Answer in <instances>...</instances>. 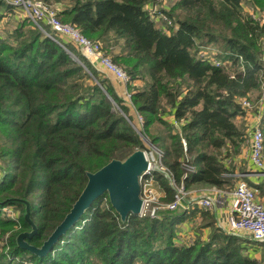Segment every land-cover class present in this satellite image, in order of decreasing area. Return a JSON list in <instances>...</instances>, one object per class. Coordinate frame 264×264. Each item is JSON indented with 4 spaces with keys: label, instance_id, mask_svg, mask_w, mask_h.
I'll list each match as a JSON object with an SVG mask.
<instances>
[{
    "label": "trees",
    "instance_id": "1",
    "mask_svg": "<svg viewBox=\"0 0 264 264\" xmlns=\"http://www.w3.org/2000/svg\"><path fill=\"white\" fill-rule=\"evenodd\" d=\"M58 3L60 20L98 43L128 76L130 102L49 27L55 40L26 17L0 33V264H264V253L254 256L264 243L222 230L213 213L162 209L122 221L107 194L46 255L17 246L31 225L25 204L12 200L29 203L36 232L26 241L39 247L71 209L86 173L146 150L143 136L163 153L160 169L150 172L161 201H172L178 185L187 195L227 191L244 170L236 157L250 134L236 121L250 114L241 100L264 89V0ZM153 6L172 25L155 20ZM11 11L0 0V25ZM260 120L264 146V111ZM196 212L208 237L176 238L177 225Z\"/></svg>",
    "mask_w": 264,
    "mask_h": 264
},
{
    "label": "built area",
    "instance_id": "2",
    "mask_svg": "<svg viewBox=\"0 0 264 264\" xmlns=\"http://www.w3.org/2000/svg\"><path fill=\"white\" fill-rule=\"evenodd\" d=\"M13 8V12L19 10L22 17L29 18V20L46 36L55 40V37L46 31L45 26L49 27L53 34L58 38H61L67 43H72L80 53L100 72L108 73L113 76L116 81L120 82L124 87V98L130 102V93L126 88L128 82V76L116 65L111 59L104 55L100 49L98 43H93L85 36L74 28L72 25L63 23L58 16V5L42 0H6ZM167 0H155V2H162L165 4ZM165 7V6H164ZM152 14H155V20L163 19L167 22V25H172L162 13L158 11L156 6L149 7ZM254 16V12L252 13ZM60 45L65 48L63 44ZM70 54L71 52L68 51ZM71 55V54H70ZM75 58L74 55H72ZM212 63L218 65L217 60L211 59ZM121 85V86H122ZM122 86V88H123ZM244 107L248 108V100H241ZM136 118L140 121V117ZM175 126L180 123L174 121ZM261 120L253 127L250 133L249 139V152L248 159L252 165L261 171L264 170V146H263V133L261 129ZM184 144V143H183ZM146 152V151H145ZM150 155V156H149ZM163 153L158 150L159 164L161 162ZM148 160V166L145 172L139 177L140 185V198L142 200L141 211L138 214L140 217L157 216V212L162 209L175 210V209H188L192 206H196L203 211H209L212 209L213 203L221 200V196L224 195V191L210 188L205 190L200 197L193 199V197L184 203L187 192L182 185H178L175 188L176 191L173 196V200L165 203L157 199V202H153V191L151 185L154 183L150 176V172L157 169L155 166V159L146 152ZM236 183L234 190L226 195L228 198L229 208L226 222L228 224V231L235 233H246L250 237L257 241L264 243V190L260 193L256 188L250 186L245 181L244 173H235ZM149 181V183L146 182ZM170 183L171 180H170ZM162 197V196H161ZM164 197V194H163ZM161 199V198H160ZM217 205V204H215ZM161 206V207H160ZM6 212L11 211L10 208L5 209Z\"/></svg>",
    "mask_w": 264,
    "mask_h": 264
},
{
    "label": "water",
    "instance_id": "3",
    "mask_svg": "<svg viewBox=\"0 0 264 264\" xmlns=\"http://www.w3.org/2000/svg\"><path fill=\"white\" fill-rule=\"evenodd\" d=\"M147 166L146 152L143 149H136L124 159H112L97 171L87 172V182L71 209L39 247L30 245L26 241L36 232V226L30 219L29 203L18 199L12 200L25 204L23 217L31 225L30 231L17 235V246L36 256L46 255L58 239L80 219L92 202L103 194H107L110 205L122 221L129 215H138L142 207L139 177Z\"/></svg>",
    "mask_w": 264,
    "mask_h": 264
},
{
    "label": "rangeland",
    "instance_id": "4",
    "mask_svg": "<svg viewBox=\"0 0 264 264\" xmlns=\"http://www.w3.org/2000/svg\"><path fill=\"white\" fill-rule=\"evenodd\" d=\"M42 1H45V0H42ZM47 1L49 2V4L53 3L52 0H47ZM245 8L249 11L250 14H252L253 11H254V9L251 8L248 4L245 5ZM11 13L12 14L9 15V12H8L5 16H3L2 20H1V21H3L2 22L3 24L0 25V33L3 32L5 34L7 32V28L8 27L9 28L10 27L11 28L14 27L15 24L11 23L12 19L14 20V22H15V20H18V21L22 20L23 17H22L21 12H19V10H16L14 12L11 11ZM254 17L257 20H261L260 19V15H258V14H254ZM207 49L208 48H206V50ZM211 59H213V58H211ZM118 84H119V86L121 88L120 89V93L121 94L119 93V95H121L123 97L125 103H128V101L124 98V92L123 91H124L125 87L120 82H118ZM121 85L123 86V88H122ZM134 85L135 86L141 85V83L138 84V82H136V83H134ZM261 97H264V89L263 90L261 89L260 91H256L253 94H251V96H250V101L251 102L248 103V105H250V106L247 108V111H249V113H251L253 110H255L258 107V105H261L260 102H259L260 101L259 99ZM261 114H262V111H261ZM253 116H254V118H255V116H256V118H258V115H253ZM259 116H260V113H259ZM137 117H140V121L136 118V122L133 123L132 125L136 126V124H138V126H140V124L142 122L141 115H139ZM167 118H169V117H167ZM246 118H248L247 115L244 118L243 117L242 118H240V117L237 118L236 121H237V124L242 125L243 127H245V131H247L248 133H251V130L253 129L252 124L250 123L251 116L249 117V119H246ZM135 130H137V126H136ZM142 140L144 142L145 147H147L146 150H144V151L148 152V154L151 153V155L154 157V159L156 161L155 162V166L160 169L159 160H158V150H160V149H158L155 145L150 143L149 139L146 138L145 136H143ZM247 142H248V140L242 145L240 154L236 157V160H237L236 164L238 166H240V167H242L243 161L239 157L243 156L244 151H245V153H244L245 155H246V153L248 155V152H249V143H247ZM185 168H186V170L188 169L187 166ZM235 173H237V172H235ZM146 182L149 183V181H147V180H146ZM235 183H236V179L234 177V180L232 181L231 187H229L227 189V191H224L225 194L221 196V200L217 201V203L214 202L213 206H212V209L209 210V211H206L208 213H213V211L215 210V206L217 208H219L220 210L218 211V215H217L218 218L216 216H214V217H216L215 218L216 219V225H217V227H220L222 230H224V231H226L228 233H235V232L228 231V224H227L226 219H225L227 216H225L224 210L226 211L227 215H228V212H229L228 211L229 203H228V198L226 197V195H227V193L230 194L234 190ZM174 188H178V186H174ZM151 189H152L153 195H154L153 196V202H157V199L161 200L163 198V193L161 192L160 188H158V186L156 184L153 185V186L151 185ZM175 191H176V189H175ZM187 196H188L189 199L192 198V194L191 195H187ZM215 204H217V205H215ZM193 207H196V206H193ZM188 209H190V208H188ZM178 210H184V209L180 208ZM1 211L3 212V210H1ZM7 213L12 215L11 211L7 210ZM224 223H225V226H224ZM201 228H202V226H201V215H200L199 212H196L195 214H193L189 218H187L186 221H184V222H182V223L177 225L176 238L178 237V238H180V239H182L184 241H187L190 237H195L197 234H199L202 237V239H206L208 237V234H209V228H205L203 230ZM263 253H264V245H262V247L258 246V252L255 253V254L253 253V254H254V256L257 259H261V254H263Z\"/></svg>",
    "mask_w": 264,
    "mask_h": 264
},
{
    "label": "crops",
    "instance_id": "5",
    "mask_svg": "<svg viewBox=\"0 0 264 264\" xmlns=\"http://www.w3.org/2000/svg\"><path fill=\"white\" fill-rule=\"evenodd\" d=\"M62 1V0H61ZM54 4H56V5H58L59 3H58V0H54ZM59 6V5H58ZM105 76L111 81V83L113 84V86H114V88H115V90H116V92L119 94V92H120V86H119V84H118V81H116V79L113 77V76H111L110 74H108V73H105ZM261 111H262V113H263V111H264V102H263V104H261V105H258V107L255 109V110H253L250 114H248L247 116H248V118H246V119H249V117L251 116V119H250V123L252 124V127H254L259 121H260V116H259V113L261 114ZM253 115H258V118H256V116H255V118H254V116ZM170 118V117H169ZM169 121H171V120H169ZM254 125V126H253ZM249 139H250V134H249ZM249 139H248V142L247 143H249ZM248 152V151H247ZM244 153H245V151H244ZM243 153V156H241V157H239V158H241V160L243 161V164H242V166L244 167V170L241 172H239V171H236L237 173H244L245 174V181L250 185V186H252V187H254V188H256L260 193H262L263 192V190H264V170L263 171H261V170H259V169H256L253 165H252V163L249 161V159H248V155H247V153H246V155ZM240 160V159H239ZM237 161V160H236ZM205 190H203V191H195V192H193L192 193V197H193V199H197L198 197H200L202 194H204L203 192H204ZM195 208H197V207H191L190 209H195ZM198 209V208H197ZM220 209L219 208H217L216 206H215V210L213 211V215L214 216H216L217 217V215H218V211H219ZM224 213H225V216H227V214H226V211L224 210ZM215 217V218H216ZM218 218V217H217ZM226 219V218H225ZM224 226H225V223H224Z\"/></svg>",
    "mask_w": 264,
    "mask_h": 264
}]
</instances>
